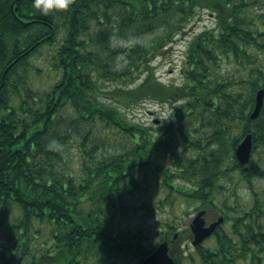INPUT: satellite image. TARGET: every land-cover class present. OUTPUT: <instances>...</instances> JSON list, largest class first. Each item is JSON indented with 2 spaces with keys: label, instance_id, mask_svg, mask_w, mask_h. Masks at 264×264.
Instances as JSON below:
<instances>
[{
  "label": "trees",
  "instance_id": "trees-1",
  "mask_svg": "<svg viewBox=\"0 0 264 264\" xmlns=\"http://www.w3.org/2000/svg\"><path fill=\"white\" fill-rule=\"evenodd\" d=\"M202 10L215 25L187 43L181 82H162L152 61ZM130 30L152 37L112 43ZM260 88L264 0H72L47 13L32 0H0V227L10 245L2 262L20 249L28 264H141L155 244L132 218L177 197L199 202L195 210L222 203L235 175L251 203L222 204L230 227L215 232L238 236L185 258L254 264L256 242L264 258V101L249 117ZM145 100L170 109L163 125L126 116ZM248 133L245 169L234 151ZM174 233L179 243L191 236L170 219L160 240Z\"/></svg>",
  "mask_w": 264,
  "mask_h": 264
},
{
  "label": "rangeland",
  "instance_id": "rangeland-1",
  "mask_svg": "<svg viewBox=\"0 0 264 264\" xmlns=\"http://www.w3.org/2000/svg\"><path fill=\"white\" fill-rule=\"evenodd\" d=\"M124 14V13H122ZM215 15L206 10H202L198 15H195L185 26L184 31L179 32L173 38V42L168 45L163 51H161L160 55L156 56L152 61V64L156 67V75L159 80L165 83H175L178 84L181 82L182 77L180 74V65L183 59V52L186 48L187 43L191 40V38L204 31L208 28H212L215 25ZM118 22V19H117ZM133 31L125 32L123 35L115 40H112V43L118 45L119 47L125 48L128 45H134L137 43H147L148 40L152 37L151 34L144 35H131L128 34ZM134 33V32H133ZM41 59V57H38ZM260 59L259 57L257 58ZM125 61V57L117 56L116 62L121 66ZM257 62V61H256ZM221 72L226 75L229 74L230 70H232V64H226L224 61L221 64ZM124 113L128 118L132 120L148 124L151 122L154 126L163 125L168 118L170 117V109L166 105H161L157 102H153L150 100H145L144 102L132 106L130 108H124ZM118 142L115 141V145ZM109 148V146H106ZM71 151H75V149H71ZM254 158L257 160L259 158L258 154H255ZM226 186L228 187L223 191V196L226 197V201H215L214 206L209 204V208H207V220L211 221L217 216V212L220 208H223V205H237L239 204H250L248 201V190L244 182L239 180V176L235 175L231 178L230 181H225ZM223 204V205H222ZM200 203L196 202L194 204H190L186 202L181 197H177L172 202L168 201L164 206L158 205V207H154L151 214L146 216L145 219H137L132 218L133 221L142 222L141 228L143 231H147L146 235L148 236V245L153 246L156 244L162 234L164 232V223L166 221H170L172 219L176 224L177 230H183L197 212L194 208L199 206ZM169 218V219H168ZM225 229L230 227V221H225L223 224ZM8 230L5 226L0 227V256L4 255L5 258L8 256V248L9 244L6 240V235ZM12 238H15L12 235ZM190 239L188 238L184 242H180L179 246H173V256L177 258L180 255L179 264H188V258L191 255H194L193 248L190 245ZM184 244H187L188 247H185ZM16 255L11 259L13 264H28L30 262V257L26 258L21 255L20 249L16 251ZM0 264H4L0 257Z\"/></svg>",
  "mask_w": 264,
  "mask_h": 264
},
{
  "label": "water",
  "instance_id": "water-1",
  "mask_svg": "<svg viewBox=\"0 0 264 264\" xmlns=\"http://www.w3.org/2000/svg\"><path fill=\"white\" fill-rule=\"evenodd\" d=\"M264 101V88H260L255 93L254 106L249 114L250 119H256L261 111ZM252 136L250 133L244 135L241 141L235 148L234 154L237 161L246 166L251 157L252 151ZM206 210H199L193 218L190 220L189 228L192 233L191 245L196 246L200 244L204 239L210 236L216 227L224 220L223 216H218L214 221L206 224ZM177 236L174 234L173 239ZM141 264H174V259L169 252V244L167 241L162 240L158 242L153 251L147 255L141 262Z\"/></svg>",
  "mask_w": 264,
  "mask_h": 264
},
{
  "label": "flooded vegetation",
  "instance_id": "flooded-vegetation-1",
  "mask_svg": "<svg viewBox=\"0 0 264 264\" xmlns=\"http://www.w3.org/2000/svg\"><path fill=\"white\" fill-rule=\"evenodd\" d=\"M218 215V213H217ZM235 236H238V235H235V234H223V233H216L215 231L207 238L205 239L201 244L200 246H203V247H209V251H212L213 252V247H214V244H215V241H216V238L218 237H235ZM256 237V241H258V237H257V234L255 235ZM192 237V236H191ZM171 244H175L176 246H179V242L177 239L173 240V242ZM185 247H188L187 244H184ZM253 248H254V255L256 256V259L253 260L254 264H264V258H261L259 256V251H260V246H259V243L256 242V244L254 243L253 244ZM263 262V263H261ZM249 264V263H248Z\"/></svg>",
  "mask_w": 264,
  "mask_h": 264
},
{
  "label": "clouds",
  "instance_id": "clouds-1",
  "mask_svg": "<svg viewBox=\"0 0 264 264\" xmlns=\"http://www.w3.org/2000/svg\"><path fill=\"white\" fill-rule=\"evenodd\" d=\"M72 0H32L35 9L47 13L52 8L68 9Z\"/></svg>",
  "mask_w": 264,
  "mask_h": 264
}]
</instances>
